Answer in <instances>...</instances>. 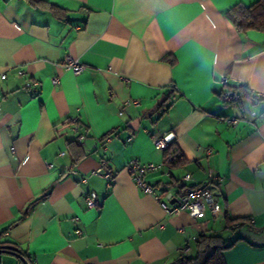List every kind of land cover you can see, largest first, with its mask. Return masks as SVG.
Masks as SVG:
<instances>
[{
    "label": "crops",
    "instance_id": "1",
    "mask_svg": "<svg viewBox=\"0 0 264 264\" xmlns=\"http://www.w3.org/2000/svg\"><path fill=\"white\" fill-rule=\"evenodd\" d=\"M255 1L0 0V242L33 264H168L206 233L232 243L227 264H264V31L225 16ZM162 137L181 162L165 165ZM132 160L159 166L153 194ZM209 170L218 217L165 210Z\"/></svg>",
    "mask_w": 264,
    "mask_h": 264
},
{
    "label": "built area",
    "instance_id": "2",
    "mask_svg": "<svg viewBox=\"0 0 264 264\" xmlns=\"http://www.w3.org/2000/svg\"><path fill=\"white\" fill-rule=\"evenodd\" d=\"M65 66L70 69L75 75L80 74L84 69L85 66L81 64L78 60L73 59L70 56H67L64 62ZM222 84L227 83L226 77L222 76L221 80ZM56 82V80H55ZM255 99H260L264 97L261 94H254ZM223 99L225 101H233L236 99L232 93L226 91L223 93ZM139 103L138 100L126 101L124 102L122 109L120 110V114L122 110L129 106V105H137ZM74 121V120H73ZM232 124H237L239 121H245L244 118H230L228 120ZM72 129L77 131L78 126L74 121L72 125ZM84 139L83 135H80L78 140L82 141ZM170 143L166 137L156 138L154 144L158 148L165 149L167 148L168 144ZM170 161V159H168ZM159 166H155L153 164L142 165L137 160H132L128 166L127 170L135 182V184L146 194H153L154 190L153 187L145 181L144 172L146 170H152ZM104 177L108 179V181H112L113 174L106 171ZM184 181L190 180L189 175H185L183 177ZM204 185L193 186L187 188L185 192L182 193L180 198L173 203L169 201L172 199V195L167 193L164 195V200L162 201V206L165 208L166 211L171 212L173 210H186L188 213L193 217H199L203 214L204 210H208L213 217H218L221 213V206L218 201V197L214 194L212 189V184L215 181V175L212 170L207 172V179ZM156 199H159V196L154 194ZM96 194L95 192H89L86 196V203L88 206L93 207L95 206Z\"/></svg>",
    "mask_w": 264,
    "mask_h": 264
},
{
    "label": "trees",
    "instance_id": "3",
    "mask_svg": "<svg viewBox=\"0 0 264 264\" xmlns=\"http://www.w3.org/2000/svg\"><path fill=\"white\" fill-rule=\"evenodd\" d=\"M225 16L240 33H245L249 30L264 31V0H256L250 5H244L241 3L235 4L225 10ZM238 88L243 89L242 86H239ZM233 95L237 96V93L233 92ZM69 143L70 145L78 146L75 141H70ZM163 150L165 165L172 166V164H177L183 159V156L178 153V150L172 148L171 143H169L167 148ZM81 155L82 153L80 152L78 156ZM168 159H170V161H168ZM226 220L228 225L231 222H237L238 226L241 225L238 220H229L227 218ZM4 245L11 244L0 242V250ZM231 245L232 243L224 241L220 235L203 233L196 239L197 251L194 256L182 254L168 264H227L225 260V252ZM19 255L20 256H17V264H24L22 258H24L29 264H33L21 250L19 251Z\"/></svg>",
    "mask_w": 264,
    "mask_h": 264
},
{
    "label": "water",
    "instance_id": "4",
    "mask_svg": "<svg viewBox=\"0 0 264 264\" xmlns=\"http://www.w3.org/2000/svg\"><path fill=\"white\" fill-rule=\"evenodd\" d=\"M171 202H173V201H171ZM0 251L11 253V254H14L16 256H20L19 255V251H20L19 248L16 246H13V245H4ZM22 260H23L24 264H29L24 258H22Z\"/></svg>",
    "mask_w": 264,
    "mask_h": 264
}]
</instances>
